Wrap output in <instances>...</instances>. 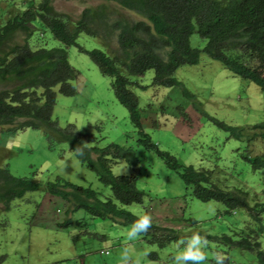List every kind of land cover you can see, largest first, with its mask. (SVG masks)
<instances>
[{
  "label": "rangeland",
  "instance_id": "374dc122",
  "mask_svg": "<svg viewBox=\"0 0 264 264\" xmlns=\"http://www.w3.org/2000/svg\"><path fill=\"white\" fill-rule=\"evenodd\" d=\"M25 1L0 0V20L17 12L8 2L20 4ZM102 5L113 9L119 18L142 21L108 0H56L53 4L57 13L72 22L78 21L84 10ZM46 34L50 48L61 46L50 33ZM79 42L88 49L99 48L108 54L107 46L116 45L111 37L81 35ZM206 43L197 35L190 38V46L194 49L202 50ZM68 54L71 65L79 72L72 81L76 95L67 98L59 93V86L55 88L57 104L53 119L63 128L72 124L78 133L93 135L97 143H88V148H105L109 143H117L135 150L138 166H128L121 175H136L137 188L145 192L146 197L142 205H134L129 210L136 216L149 214L154 223L176 231L183 238L195 233L212 237L233 236L239 230L244 231L247 216L243 211L221 217L225 212L221 204L201 203L190 196L179 175L156 153L139 144L142 137L132 124L128 110L115 98L110 78L76 47L68 48ZM174 76L182 86H153L152 70L134 80L147 86V89L132 87L139 97L145 133L160 150L171 153L179 163L215 171V180L221 188L247 192L249 203L256 195L259 201L264 200V172L253 171L241 157L249 151L253 156L264 153L262 139L254 138L251 143L248 138L256 133L252 127L264 121L261 87L235 76L220 62L204 54L196 65L182 66ZM182 87L188 90L190 97L183 94ZM211 118L238 127L241 139H236L232 131L219 128ZM0 146V163L1 157L5 158L2 164L7 165L14 177L36 178L43 185L40 192L11 202L7 212L0 205V225L5 229L0 232V264H120L124 248H134L141 255L176 248L173 243L161 251L158 245H150L141 236L128 241L126 233L131 227L114 221H91L85 212L66 214L65 203L48 196L46 186L49 181L62 178L75 186L104 194L103 198L111 194L96 173L68 151V147L71 150L68 143L55 139L51 144L43 131L30 129L18 134L2 133ZM92 156L96 158V155ZM126 166L125 162H119L113 167L114 174L119 176ZM68 220L72 225L66 228L64 225ZM190 220L197 224L193 225ZM79 221H87V227H78ZM92 233L96 235H90ZM172 235L164 231L162 237ZM258 240L264 249V235ZM209 242L212 249L207 264H212V254L221 253L217 252L218 246L226 245L215 240ZM106 250L110 251V256L101 255ZM253 255L231 249L228 255L225 254L228 260L224 264H258ZM149 261L148 256L144 257L141 264Z\"/></svg>",
  "mask_w": 264,
  "mask_h": 264
},
{
  "label": "trees",
  "instance_id": "16d2710c",
  "mask_svg": "<svg viewBox=\"0 0 264 264\" xmlns=\"http://www.w3.org/2000/svg\"><path fill=\"white\" fill-rule=\"evenodd\" d=\"M54 1L8 2L17 12L0 20V136L4 132L18 134L33 129L43 131L51 144L55 139L68 143L71 150L81 143H97L93 135L78 133L72 124L63 128L53 119L57 104L55 88L59 86V93L64 97L76 95L72 81L79 72L71 65L68 54V48L76 47L110 78L115 98L128 110L132 124L142 137L139 144L156 153L179 175L192 198L201 203L221 204L225 208L221 217L233 216L238 211L247 216L244 231L239 230L233 236L199 234L208 241L226 245L227 250L226 246L217 248L224 256L231 249H239L253 253V259L264 264V249L258 240L264 235V200L259 201L256 195L249 203L247 192L221 188L215 180V171L181 164L171 153L160 150L144 131L139 97L132 90V87L142 86L134 80L150 70L154 71L153 86H182L174 76L176 70L196 65L204 54L220 62L235 76L256 83L264 92V0H108L142 19L138 22L119 18L106 5L88 8L78 21L72 22L56 12ZM47 32L61 46L50 48L45 38ZM81 35L111 37L116 45L107 46L109 54L99 48L88 49L80 44ZM193 35L207 42L202 50L190 46ZM142 88L147 89V86ZM182 92L191 96L185 87ZM211 119L219 128L232 131L236 139H241L238 127ZM252 129L256 133L248 136L249 141L252 143L257 137L264 141V121ZM82 150L83 155L77 158L96 173L111 194L103 198L104 194L91 188L57 178L47 183L48 196L62 200L68 215L85 212L91 221H114L132 227L138 216L129 208L142 205L146 193L137 188L136 175L117 176L113 167L122 161L129 167H137L139 159L135 150L117 143H109L105 148L83 146ZM241 157L253 171L264 172V153L253 156L249 151ZM4 159L1 157L0 163V205L7 212L11 202L40 192L43 185L36 178L14 177L7 165L2 164ZM190 222L197 224L193 220ZM71 225L68 220L64 226ZM77 226L87 227V221H79ZM3 230L0 225V232ZM164 231L173 235L164 238ZM141 237L150 245H158L161 251L183 238L153 221ZM210 249V245L205 249L207 256ZM175 254L176 248L152 252L148 257L156 264H168Z\"/></svg>",
  "mask_w": 264,
  "mask_h": 264
},
{
  "label": "clouds",
  "instance_id": "9594fccd",
  "mask_svg": "<svg viewBox=\"0 0 264 264\" xmlns=\"http://www.w3.org/2000/svg\"><path fill=\"white\" fill-rule=\"evenodd\" d=\"M87 144H78L74 150H69L68 147V151L73 155L82 156V148ZM127 167L121 169L119 175L123 174ZM151 224L152 217L150 215L143 214L138 216L133 226L126 233L127 240L134 241L138 239L149 230ZM209 243L208 239L199 233H195L188 238H181L176 242V254L172 257L171 264H207L208 256L205 253V249L208 248ZM101 255L110 256V251H102ZM148 255V253L138 254L134 248H124L120 255V264H129V261H131V264H141L142 258ZM225 259L226 257L222 253L212 254V264H224ZM149 264H156V262L149 261Z\"/></svg>",
  "mask_w": 264,
  "mask_h": 264
}]
</instances>
